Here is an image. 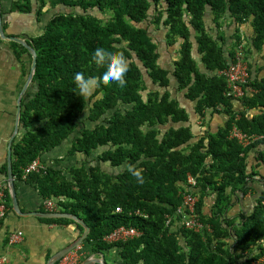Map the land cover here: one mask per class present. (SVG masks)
I'll return each mask as SVG.
<instances>
[{
    "label": "trees",
    "instance_id": "obj_1",
    "mask_svg": "<svg viewBox=\"0 0 264 264\" xmlns=\"http://www.w3.org/2000/svg\"><path fill=\"white\" fill-rule=\"evenodd\" d=\"M34 6L47 22L29 43L37 53L36 90L24 102L22 137L13 146L15 183L43 160L44 170L25 183L54 200L57 212L81 218L90 228L84 243L99 254L117 251L119 264L264 259V139L248 147L230 139L234 126L264 136V65L257 66L264 60V0H22L12 11L32 13ZM242 43L250 78L244 96L233 98L220 72ZM12 45L19 56L28 53ZM98 46L128 58L126 84L101 81L84 96L73 76L99 74L91 61ZM161 46L174 53L169 68ZM256 55L259 61L250 62ZM191 115L204 126L212 117L224 121L217 131L197 132ZM54 152L57 157L44 161ZM69 158L76 162L66 166ZM128 165L142 170V183ZM189 175L196 186L188 184ZM4 192L8 215L11 198ZM186 193L199 198L197 214L211 232L180 225ZM249 195V206L232 215L235 199ZM211 196L215 203L206 212ZM168 216L175 218L170 226ZM122 226L142 236L107 243Z\"/></svg>",
    "mask_w": 264,
    "mask_h": 264
},
{
    "label": "crops",
    "instance_id": "obj_2",
    "mask_svg": "<svg viewBox=\"0 0 264 264\" xmlns=\"http://www.w3.org/2000/svg\"><path fill=\"white\" fill-rule=\"evenodd\" d=\"M17 1L22 0H1L4 31L7 37L22 38L30 43V38L39 35L44 30L47 17L40 16L36 6H34L32 13L12 11L13 4ZM12 43L16 42L9 39L4 40L0 36V190H8L10 198L11 190L8 179L9 147L10 144L13 147L15 142L22 137L23 105L28 94L32 90H36L33 82L27 85L33 62L31 53L28 51V53H22L19 56ZM160 52L162 53V64L169 68L172 59H174V53L166 46H161ZM257 57L256 55V57L250 58L249 61L251 62L254 59L257 62L259 61ZM260 61L257 64L258 67L261 66ZM187 108L190 113L193 111L192 107L187 106ZM19 111H21V115H19ZM191 117V124L197 132H203L206 128L217 131L224 121L223 117L216 116L212 117L211 121L208 120V124L205 123L204 126L200 120L195 121L193 115ZM17 129L18 132H16ZM55 157H57L55 152L48 154L44 156V161L51 162V159ZM253 157L251 158L253 159ZM75 162V159L69 158L65 165H73ZM261 172L264 175V169ZM16 188L20 210L25 216H19L14 212L11 198L12 212H9L7 218L0 224V263L48 264L57 252L73 243L82 234L76 223L46 222L44 221L46 218L38 217V215H27L31 213H49L50 211L44 208L45 199L38 188L25 183V180L16 183ZM249 197V199L247 197L235 199L236 204L230 210V213L232 215L237 214L244 210L245 206H249L252 196L249 195ZM214 203L215 196L209 197L206 202V212H210ZM55 219L64 218H54L53 220ZM14 233H23V238L16 244H10V236ZM79 253V264L89 258L100 259L102 256L106 264H110L108 257L111 258L112 264H119L117 251L99 254L93 251L92 246L84 243L79 248Z\"/></svg>",
    "mask_w": 264,
    "mask_h": 264
},
{
    "label": "built area",
    "instance_id": "obj_3",
    "mask_svg": "<svg viewBox=\"0 0 264 264\" xmlns=\"http://www.w3.org/2000/svg\"><path fill=\"white\" fill-rule=\"evenodd\" d=\"M221 75L225 77L228 84V95L233 96V98H240L244 96L243 86L246 85L250 78L249 72V62L246 58L245 45L242 43L236 49L235 58L233 59L230 66L224 71L220 72ZM230 139L237 140L243 147H248L250 144L264 139V136L248 135L244 133L238 126H234L230 133ZM44 170V166L40 160H36L31 163L28 167L24 169L23 179L26 180L28 176L32 173H40ZM188 184L190 186H196V180L191 175L188 176ZM199 198L191 193H186L183 195V204L179 207L177 214L181 218L180 225L188 230L194 232H202L207 230L212 231L209 225H205L199 218L197 214V204ZM44 208L50 212H57L58 208L54 200H45ZM117 213H121L122 209L117 208ZM140 214L139 212L136 213ZM7 218V204L6 195L4 191L0 190V223ZM174 217H167V225L170 226ZM142 232L134 227L122 226L112 232L110 235L105 237L107 243H119L127 242L140 238ZM23 238V233H14L10 236V244H16L20 242ZM80 248V247H79ZM79 248L65 256L60 264H79L80 253ZM264 260V259H263ZM261 261V260H260ZM260 261L254 263L258 264ZM1 264V263H0Z\"/></svg>",
    "mask_w": 264,
    "mask_h": 264
},
{
    "label": "water",
    "instance_id": "obj_4",
    "mask_svg": "<svg viewBox=\"0 0 264 264\" xmlns=\"http://www.w3.org/2000/svg\"><path fill=\"white\" fill-rule=\"evenodd\" d=\"M0 36L1 38H3L4 40H11L13 42H16L18 44L23 45L32 55L33 57V62H32V66H31V70H30V74H29V78H28V84H31V82H33L35 73H36V69H37V53L36 50L33 48L32 45H30L26 40L22 39V38H18V37H7L4 31V26H3V15H2V5H1V0H0ZM28 87V86H26ZM19 115H21V111H19ZM16 132H18V129L16 130ZM8 179H9V186H10V190H11V198H12V204H13V210L14 212H16L19 216H25V214H23L20 210V205H19V201H18V190L16 188V183L14 181V174H13V147L12 144H10L9 147V153H8ZM29 216H37L38 217H42V218H46V219H54V218H68L73 220L74 222H76L77 224L81 225L84 227V233L81 235V237H79L77 240H75L73 243H71L70 245H68L67 247L63 248L62 250H60L59 252H57L48 262V264H56L58 262H60L65 256H67L68 254H70L71 252L75 251L76 249H78L79 247H81L85 240L88 238L89 234H90V228L88 227V225L78 216L76 215H72V214H67V213H61V212H47V213H31V214H27ZM82 264H106V261L104 259V257L102 256L100 259H96V258H89L88 260H86L85 262H83Z\"/></svg>",
    "mask_w": 264,
    "mask_h": 264
},
{
    "label": "clouds",
    "instance_id": "obj_5",
    "mask_svg": "<svg viewBox=\"0 0 264 264\" xmlns=\"http://www.w3.org/2000/svg\"><path fill=\"white\" fill-rule=\"evenodd\" d=\"M91 61L101 69L98 75H88L83 71H77L73 76L75 86L81 95H89L101 81L116 82L121 87L125 86L129 63L122 51L98 46L92 52ZM127 170L136 178L137 182H143L141 169L134 165H128Z\"/></svg>",
    "mask_w": 264,
    "mask_h": 264
},
{
    "label": "rangeland",
    "instance_id": "obj_6",
    "mask_svg": "<svg viewBox=\"0 0 264 264\" xmlns=\"http://www.w3.org/2000/svg\"><path fill=\"white\" fill-rule=\"evenodd\" d=\"M262 61H260V65L262 66V65H264V60L263 59H261ZM200 120V119H199ZM201 122H203L202 120H200ZM202 126V125H201ZM247 198L249 199L250 197L249 196H247ZM108 260H109V262H110V264H112V260H111V258H109L108 257ZM256 263V262H255ZM258 264H264V260L263 259H261V261L258 263Z\"/></svg>",
    "mask_w": 264,
    "mask_h": 264
}]
</instances>
